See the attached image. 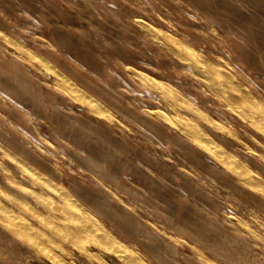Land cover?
Returning <instances> with one entry per match:
<instances>
[{"label":"rangeland","instance_id":"374dc122","mask_svg":"<svg viewBox=\"0 0 264 264\" xmlns=\"http://www.w3.org/2000/svg\"><path fill=\"white\" fill-rule=\"evenodd\" d=\"M261 97L264 0H0V264H264Z\"/></svg>","mask_w":264,"mask_h":264},{"label":"clouds","instance_id":"9594fccd","mask_svg":"<svg viewBox=\"0 0 264 264\" xmlns=\"http://www.w3.org/2000/svg\"><path fill=\"white\" fill-rule=\"evenodd\" d=\"M28 47H32L31 44L28 45ZM39 55V54H38ZM66 55V54H65ZM125 62H128L127 60ZM61 68H64V70L66 72H68L69 70L65 67V65L63 63H60L59 65ZM91 70V69H90ZM261 99H264V97H261ZM127 115H129V117L131 118L132 113L128 112L126 113ZM140 121L137 120V123H139ZM130 127L132 126L131 124L129 125ZM42 131L44 132L45 135H48V129L42 127ZM141 167L144 166V163L141 162ZM112 173L115 176H124L125 174L118 168H112L111 169ZM101 179L104 180L105 184H108L110 188L114 189L116 192L120 193L121 195L124 194L125 192V188H117L114 184L111 183V181L109 180L108 177H102ZM127 179L129 182L133 183V184H141L143 187H147V185L143 184V181L135 174V172L132 173H128L127 174ZM97 187H102L100 185H98ZM73 193L74 195H76L78 198H80L81 200H84L86 203H89L91 205H93L94 207H97L99 212H104V205L101 203H98V197L96 195V191L92 188H88V187H82L81 185H79V183H77V187L73 189ZM103 200L105 202L110 201L111 200V196L107 195V193L103 194ZM0 259H3V254L2 252H0Z\"/></svg>","mask_w":264,"mask_h":264},{"label":"bare ground","instance_id":"6f19581e","mask_svg":"<svg viewBox=\"0 0 264 264\" xmlns=\"http://www.w3.org/2000/svg\"><path fill=\"white\" fill-rule=\"evenodd\" d=\"M34 59H36L37 62H39V64L44 65V61L38 57H35ZM47 70L53 74L54 76L58 77L60 79V82L63 86V89L70 94L71 96H73L75 99L81 101L82 103H84V105H86L91 111L95 112L96 114L100 115V116H105L106 113L104 112V110L102 109L101 106H99L98 103L94 102L92 99H90L89 97H85L83 94H81L79 91H77L74 87H72L71 85L67 84L66 79L64 78V76L60 75L58 73V71H56L53 68H47ZM139 79L141 81V83L146 84L147 82H150V80H147L144 76L140 75ZM161 87V86H160ZM174 101V100H173ZM176 104L177 102H179V100L176 98L174 101ZM182 106V105H181ZM180 106V107H181ZM186 111H190V107H183ZM197 113V112H196ZM169 122H171V119H168ZM210 150V149H209Z\"/></svg>","mask_w":264,"mask_h":264}]
</instances>
